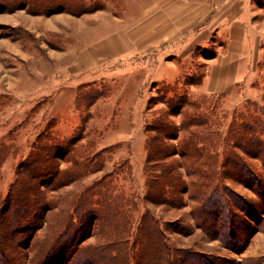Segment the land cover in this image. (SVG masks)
<instances>
[{
	"label": "rangeland",
	"instance_id": "1",
	"mask_svg": "<svg viewBox=\"0 0 264 264\" xmlns=\"http://www.w3.org/2000/svg\"><path fill=\"white\" fill-rule=\"evenodd\" d=\"M65 2L103 8L78 16L35 14L30 0H0V146L5 147L0 221L8 214V189L33 147L74 139L72 146H61V154H68L56 158L57 176L39 180L52 207L44 223L32 230L20 225L22 232L12 240L20 264L53 260L43 259L40 243L67 214L78 220L82 209L72 210L71 203L81 196L90 199L94 214L88 236H78L67 264H264V207L256 205L258 196L244 171L241 179L234 166H225L231 147L264 176L253 136L264 140V0ZM140 5L144 12L148 7L145 18L154 16L159 23L156 50L96 59L80 68L86 46L98 42L87 38L113 19L126 22L134 44ZM181 95L188 101L169 108V100ZM190 116L206 122L191 128L198 139L190 147H201L196 157L174 155L183 162L187 190L172 205L145 199V144L155 134L150 126L155 119L180 126ZM180 128L179 138L186 135ZM171 159L150 161L148 169L157 172ZM212 178L228 195L231 211L244 220L237 244L218 238L215 224L197 221L201 208L191 184ZM20 179L28 182L29 176ZM164 188L167 197L176 194L171 186ZM248 206L261 213L258 222L247 217ZM160 249L164 259L157 262Z\"/></svg>",
	"mask_w": 264,
	"mask_h": 264
},
{
	"label": "trees",
	"instance_id": "2",
	"mask_svg": "<svg viewBox=\"0 0 264 264\" xmlns=\"http://www.w3.org/2000/svg\"><path fill=\"white\" fill-rule=\"evenodd\" d=\"M30 3L32 6L29 7L30 11L35 14H47L51 12H68L73 15H81L84 13L92 12L94 10L103 8L100 6H87L85 2L78 3L75 5H68L65 0L58 2V0H46V3ZM57 3V6L54 5ZM74 3V2H73ZM102 6V7H101ZM178 100L176 103L175 101ZM187 96L181 95L178 98H171L169 100V108H175L173 105L177 104L183 105L187 102ZM175 110V109H173ZM180 107L175 111L178 113ZM201 116H190V118H185L180 126L176 123L161 122L157 119L154 120L153 126H150V130L155 134L150 138L148 137L145 149H147V157L145 161V184L146 191L144 198L149 201H155L158 204L166 203L172 205V200L177 199L178 196H182L186 188V181L180 169L181 160H178L174 155L178 154L182 160L183 158L196 157L199 153V149L195 147H190V145L195 146L197 144L198 135L194 132L195 126H200L205 123ZM179 127L183 128L186 135H181L179 138ZM255 138V143L257 147L255 149V155L258 158H263L264 161V140H262L257 135L253 134ZM55 139L50 143L44 145H38L37 143L33 147V151L24 160L23 163L19 165L17 177L15 182L10 185L7 195L5 197L7 209L4 213H8L6 217L3 215L0 221V264H20L18 252L11 251L10 246L16 248L15 245H11L12 240L16 234L20 232V225L29 226L30 229H34L36 225H41L44 223V213L51 209V201L47 199L44 190H40L39 187L41 178L46 176H57L58 169L56 164V158L65 157L68 153L61 154V146H72L74 139L60 140ZM73 141V142H72ZM49 142V141H48ZM70 144V145H69ZM191 148V150H189ZM201 151V150H200ZM5 153V147L0 146V160ZM227 162L225 166H234L239 174L237 177L242 179V172L248 177V184L253 189V191L258 196V203L256 205H261L264 207V176L257 175V173L250 167L249 164L244 163L239 159L232 151L231 147L225 150ZM171 159L169 163H160V170L154 172L148 169L150 161L153 160H164ZM239 168V169H238ZM176 171L175 174L173 171ZM21 176H29L28 182L22 181ZM171 178V179H169ZM37 179L39 182H37ZM166 179V183L163 181ZM191 184L193 190L191 196L199 201V206L201 210L197 215V221L204 225L206 222L215 224L218 238L224 242L228 240L237 244V241L242 236V220L238 219V216L231 211V202L226 195L222 192L217 179L212 178L208 182L202 184ZM172 187L173 191L176 193L172 197H167L165 195L164 187ZM88 190V189H87ZM87 190L84 191L86 194ZM92 194H96L92 190ZM224 191V190H223ZM82 197V196H81ZM81 197H76L71 203L72 210H79L81 215L78 220L74 223L71 221L70 214L64 216L63 223L58 228L53 230V235L43 237L39 253H42L43 259H53L49 263L58 264L62 261V264H67L72 258V252L74 250L75 241L78 236L85 234L86 237L90 232L89 218L94 214V209L89 206L90 199H82ZM80 202V206L77 203ZM2 201L0 200V204ZM252 206H248L247 217L253 221L258 222L261 218V213ZM234 210V209H233ZM244 210V209H243ZM67 212V211H66ZM3 213V212H2ZM11 218V219H10ZM240 221V222H239ZM38 228V227H37ZM31 229V230H32ZM36 230V229H35ZM158 230V229H157ZM26 231V230H23ZM156 231V230H155ZM240 232V233H239ZM157 235L160 237V232L156 231ZM228 243L230 248H236L237 246ZM162 249L159 250L158 256L156 257L157 262L163 261ZM159 260V261H158Z\"/></svg>",
	"mask_w": 264,
	"mask_h": 264
},
{
	"label": "crops",
	"instance_id": "3",
	"mask_svg": "<svg viewBox=\"0 0 264 264\" xmlns=\"http://www.w3.org/2000/svg\"><path fill=\"white\" fill-rule=\"evenodd\" d=\"M146 12H148V7L145 12L143 6L141 5L137 9L134 22V44L132 43L131 36L126 34V22H123L122 20L116 21L115 19L106 23L104 30L98 29L90 38H87L89 43L97 40L98 42L92 44L91 46H86L87 52L82 56L84 58V62L83 64H80L82 66L79 65L80 68H88V66L95 63L96 59L110 60L116 57L127 56L131 53L136 55H145L154 52V50H156L157 43H154L153 41L157 40L156 38L159 30V23H157L154 16H151L150 19L145 18ZM169 24L170 23L167 22L164 25L168 26ZM86 34L87 33H85V36H88V34ZM78 61L80 62L81 59L79 60L78 58Z\"/></svg>",
	"mask_w": 264,
	"mask_h": 264
}]
</instances>
